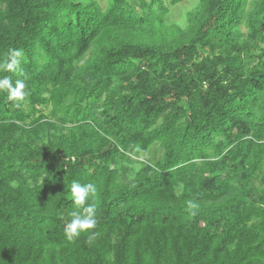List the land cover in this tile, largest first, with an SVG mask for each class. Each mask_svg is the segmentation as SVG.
<instances>
[{"label": "trees", "instance_id": "16d2710c", "mask_svg": "<svg viewBox=\"0 0 264 264\" xmlns=\"http://www.w3.org/2000/svg\"><path fill=\"white\" fill-rule=\"evenodd\" d=\"M182 1L0 0V264H264V0Z\"/></svg>", "mask_w": 264, "mask_h": 264}, {"label": "clouds", "instance_id": "9594fccd", "mask_svg": "<svg viewBox=\"0 0 264 264\" xmlns=\"http://www.w3.org/2000/svg\"><path fill=\"white\" fill-rule=\"evenodd\" d=\"M8 55V62L0 63V71H18L22 52L16 49H10ZM0 92H6L9 101L19 104L24 101L27 95L26 84L23 80L19 79L13 83L11 77L3 76L0 77ZM12 186H16L15 181L12 182ZM96 193L97 187L92 182L81 184L74 180L71 183L73 203L80 211L72 212L71 220L65 225L64 232L69 240H73L79 237L81 233L88 232L96 227L97 205L94 202H90L95 198ZM190 207L194 206L190 205Z\"/></svg>", "mask_w": 264, "mask_h": 264}, {"label": "rangeland", "instance_id": "374dc122", "mask_svg": "<svg viewBox=\"0 0 264 264\" xmlns=\"http://www.w3.org/2000/svg\"><path fill=\"white\" fill-rule=\"evenodd\" d=\"M170 2V0H165ZM254 1V0H252ZM200 0H183L180 4L171 7L170 12L167 14L166 22L167 24H175L181 27H185L187 24V15L189 12L195 10L199 5ZM242 31L246 33V28H242ZM133 172L139 169V164L135 163L131 165ZM264 185V178L259 181V185Z\"/></svg>", "mask_w": 264, "mask_h": 264}]
</instances>
